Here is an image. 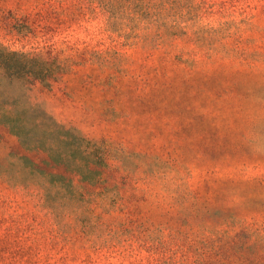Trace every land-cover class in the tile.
<instances>
[{"label":"rangeland","instance_id":"1","mask_svg":"<svg viewBox=\"0 0 264 264\" xmlns=\"http://www.w3.org/2000/svg\"><path fill=\"white\" fill-rule=\"evenodd\" d=\"M153 1L119 34L0 0V45L64 67L3 85L48 152L0 125V264H264V0Z\"/></svg>","mask_w":264,"mask_h":264},{"label":"trees","instance_id":"2","mask_svg":"<svg viewBox=\"0 0 264 264\" xmlns=\"http://www.w3.org/2000/svg\"><path fill=\"white\" fill-rule=\"evenodd\" d=\"M153 0H88L90 3L91 11L100 12L108 16L107 26L114 29L117 33L121 34L122 31L130 30L131 33L139 31L138 19L133 20V15L138 16L140 12L142 15L151 11H156L154 17L159 14L162 15L164 7H157L150 5L154 3ZM157 9V10H155ZM130 13L131 15H127ZM125 15L132 19L125 20ZM120 20V21H118ZM156 21L148 23V26L155 25ZM171 28H175L171 27ZM64 71L63 65L56 59L47 60L40 55H30L26 53H19L9 51L0 45V125L5 127L10 134L20 140L22 147L27 151H36L42 149L48 152V149L42 148L35 142L28 144L26 138L34 137V130L38 129L39 125L36 122L29 123L23 117L25 110L18 105L14 99H6L4 93V83L10 85L17 83H24L25 85H33L39 81L46 83L51 79L56 78L57 75L62 74ZM61 165V162H58ZM90 174V170H87ZM72 173L80 174L79 169H72Z\"/></svg>","mask_w":264,"mask_h":264}]
</instances>
